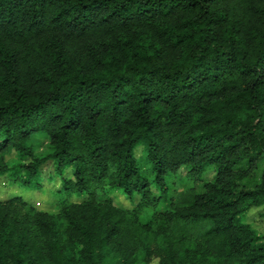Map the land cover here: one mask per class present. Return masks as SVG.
Listing matches in <instances>:
<instances>
[{
  "label": "trees",
  "instance_id": "1",
  "mask_svg": "<svg viewBox=\"0 0 264 264\" xmlns=\"http://www.w3.org/2000/svg\"><path fill=\"white\" fill-rule=\"evenodd\" d=\"M49 162L81 200H0V264H264V0H0V176Z\"/></svg>",
  "mask_w": 264,
  "mask_h": 264
},
{
  "label": "rangeland",
  "instance_id": "2",
  "mask_svg": "<svg viewBox=\"0 0 264 264\" xmlns=\"http://www.w3.org/2000/svg\"><path fill=\"white\" fill-rule=\"evenodd\" d=\"M34 143L38 154H45L50 149V141L44 134H38L34 137ZM144 153L143 147L140 146L136 150V156L141 157ZM9 162H16L17 155L13 150L7 155ZM142 173L147 177H152L150 174L148 165L142 160L141 164ZM182 174L186 173L185 169H182ZM72 177V169L67 168L63 174H59L54 163H46L41 169V181L39 183V189H30L27 185L22 182H9L8 176H0V200L10 198L15 195L22 196L27 202L38 207L41 210L48 212H56L57 201L62 198L68 197L65 193L58 192L61 188V180L64 178ZM204 178L207 181H211L214 178V171H208L204 174ZM173 191V190H172ZM114 201L117 205L130 207L131 201L124 196L120 191L113 193ZM138 197V196H137ZM72 201H80L77 195L68 197ZM139 198V197H138ZM138 201V199H136ZM264 210H253L251 212L250 221H253L255 226L261 230L264 234V217L262 216Z\"/></svg>",
  "mask_w": 264,
  "mask_h": 264
}]
</instances>
